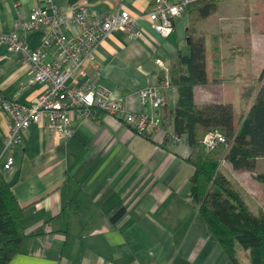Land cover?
I'll return each mask as SVG.
<instances>
[{
  "label": "crops",
  "instance_id": "0c3cea01",
  "mask_svg": "<svg viewBox=\"0 0 264 264\" xmlns=\"http://www.w3.org/2000/svg\"><path fill=\"white\" fill-rule=\"evenodd\" d=\"M56 1L65 13L86 5L96 16L128 10L136 18L141 37L122 30L109 33L95 51L96 64L86 61L85 75L75 73L68 81L84 87L92 80L116 90L130 111L141 109V87L161 85L160 75L177 65L179 52L189 53L187 10L164 37L147 20L150 0ZM249 1L224 0L218 5L231 8L230 13L222 14L219 6L218 18L212 14L197 24L205 35L208 81L195 87V100L231 103L235 114L236 108L242 110L240 117L248 112L264 71V15ZM44 6L45 0H0V30H10L17 18ZM79 32L76 25L67 29L69 35ZM50 33L48 25L21 32L32 48L41 47ZM53 58L51 50L47 60ZM32 76V67L19 54L0 46L1 94H17L31 104L45 89L28 85ZM248 86L256 88L254 95L242 103L241 90ZM176 92L162 86L164 106L174 107ZM9 125L10 114L0 109V168L14 186L31 233L9 264H231L193 203L192 148L184 136L177 143L168 138L175 131L166 121L149 139L120 118L73 111V137L61 139L34 123L14 153L13 167L4 170Z\"/></svg>",
  "mask_w": 264,
  "mask_h": 264
},
{
  "label": "trees",
  "instance_id": "16d2710c",
  "mask_svg": "<svg viewBox=\"0 0 264 264\" xmlns=\"http://www.w3.org/2000/svg\"><path fill=\"white\" fill-rule=\"evenodd\" d=\"M218 3L205 0L188 5L191 21L187 30L189 53L179 52L178 63L169 72L178 99L173 108L161 105L159 113L192 148L188 158L194 167L190 177L191 197L199 216L230 263L242 264L238 250H245L249 251L250 264H264V213L252 209L221 165L228 162L233 169L250 171L257 180L264 182V173L254 174L258 159L264 158V71L248 112L240 118H236L231 103L197 104L193 92L196 86L208 81L205 39L197 31V24L217 12ZM164 76L162 73L160 80ZM255 89L248 86L241 90L242 103L249 101ZM212 131L222 133L229 145L207 150L203 140ZM23 210L13 184L6 180L0 168V264H9L31 235L24 227Z\"/></svg>",
  "mask_w": 264,
  "mask_h": 264
},
{
  "label": "built area",
  "instance_id": "2783aa9c",
  "mask_svg": "<svg viewBox=\"0 0 264 264\" xmlns=\"http://www.w3.org/2000/svg\"><path fill=\"white\" fill-rule=\"evenodd\" d=\"M198 1L205 0H150L147 20L155 32L168 37L175 28L176 18L182 16L188 5ZM135 19L128 10L108 17L96 16L86 5L73 6L71 13H65L56 0H45L44 7L35 8L27 18H17L10 30H0V46L6 45L9 52L19 54L32 67L33 76L28 85L38 83L45 88L31 104L19 101L17 94L8 97L0 93V109L10 114L9 132L4 140V170L13 167L14 153L34 123L44 126L61 139L73 137V111L85 116L103 112L120 118L133 132L149 139L162 129L163 120L159 113L164 104L162 86L169 91L175 90L169 74H165L161 85L147 84L138 90L141 109L136 112L125 108L124 98L118 91L92 80L84 87L68 84L75 73L85 75L86 61L96 64L95 51L109 33L122 30L132 38L141 37L143 31ZM42 25L51 27L50 36L41 47L32 48L21 32L35 30ZM72 25L79 27L77 35L67 34ZM51 50L54 58L48 61ZM157 62L164 66L161 60ZM168 138L173 143L182 140L177 133L168 134ZM226 139L222 133L212 131L206 134L203 141L207 150H214L219 145L228 146Z\"/></svg>",
  "mask_w": 264,
  "mask_h": 264
},
{
  "label": "rangeland",
  "instance_id": "374dc122",
  "mask_svg": "<svg viewBox=\"0 0 264 264\" xmlns=\"http://www.w3.org/2000/svg\"><path fill=\"white\" fill-rule=\"evenodd\" d=\"M262 4L264 3V0H262ZM261 1L260 0H250L248 4L251 5L252 9H257L258 15H264V12H259V9L261 8ZM219 11L222 14H227L230 13L228 9H231L225 5L221 6L219 4ZM234 6H232L233 9ZM238 6H236L235 9H237ZM215 16L211 18H218V14H214ZM199 32V31H198ZM199 33H202L200 31ZM203 37H205L204 32H203ZM205 39V38H204ZM214 38L211 39L210 42H213ZM211 52V49L209 53ZM207 54L209 57H211L210 54ZM242 110L236 108V117L239 118ZM223 170L228 174V177H231L233 179V182L235 185L238 187V189L241 190V192L244 194L246 197V201L250 204L252 209L256 212L263 211L264 213V182L262 183L261 181L257 180L255 176L250 171H242V170H235L232 168L231 165H229L228 162L223 163ZM256 169L255 173H264V158H259L257 163H256ZM238 256L240 259V262L242 264H250V257H249V251L245 250H238Z\"/></svg>",
  "mask_w": 264,
  "mask_h": 264
}]
</instances>
